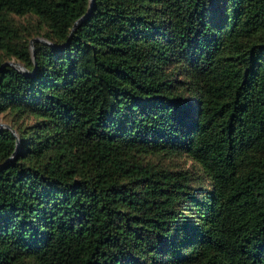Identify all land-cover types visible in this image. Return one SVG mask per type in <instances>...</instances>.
Returning a JSON list of instances; mask_svg holds the SVG:
<instances>
[{"label": "trees", "instance_id": "1", "mask_svg": "<svg viewBox=\"0 0 264 264\" xmlns=\"http://www.w3.org/2000/svg\"><path fill=\"white\" fill-rule=\"evenodd\" d=\"M0 116V264H264V0H0Z\"/></svg>", "mask_w": 264, "mask_h": 264}, {"label": "water", "instance_id": "2", "mask_svg": "<svg viewBox=\"0 0 264 264\" xmlns=\"http://www.w3.org/2000/svg\"><path fill=\"white\" fill-rule=\"evenodd\" d=\"M93 2V0H91V3ZM88 15V14H87ZM86 16V15H85ZM83 18V17H82ZM82 18H80L79 20H77L75 23H74V25H73V29L76 27V25L81 21V19ZM33 41H42V42H44V43H46V44H48V45H50V46H52V47H56V45H54V44H52V43H49V42H47L46 40H44V39H41V38H34V39H32L31 40V50H32V53H34L33 52ZM5 64H7V65H10V66H12V67H14V68H16L17 70H19L20 72H22V73H24V74H29V72L24 68V66L23 65H21V64H19V63H16V62H13V61H9V62H7V63H5ZM8 127V128H10L9 126H7L6 124H4V123H0V127ZM16 145H17V147H18V141H16ZM16 147V148H17Z\"/></svg>", "mask_w": 264, "mask_h": 264}, {"label": "rangeland", "instance_id": "3", "mask_svg": "<svg viewBox=\"0 0 264 264\" xmlns=\"http://www.w3.org/2000/svg\"><path fill=\"white\" fill-rule=\"evenodd\" d=\"M0 123H3V121H2V117L0 116Z\"/></svg>", "mask_w": 264, "mask_h": 264}]
</instances>
